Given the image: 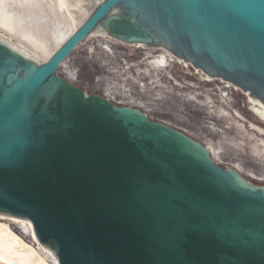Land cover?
Masks as SVG:
<instances>
[{"label": "water", "instance_id": "95a60500", "mask_svg": "<svg viewBox=\"0 0 264 264\" xmlns=\"http://www.w3.org/2000/svg\"><path fill=\"white\" fill-rule=\"evenodd\" d=\"M62 1L78 28L46 62L0 34V215L57 264H264V181L59 72L94 36L163 50L264 126V0Z\"/></svg>", "mask_w": 264, "mask_h": 264}, {"label": "rangeland", "instance_id": "374dc122", "mask_svg": "<svg viewBox=\"0 0 264 264\" xmlns=\"http://www.w3.org/2000/svg\"><path fill=\"white\" fill-rule=\"evenodd\" d=\"M42 3L44 4L42 11L40 12L35 11L34 13L26 14L28 15V17H30V20L28 24L24 26V29L27 33H30L35 39L46 40L47 38L46 41H49L51 36V31L55 28L58 21L63 22V19L64 21L68 20L66 17H65L66 20L65 18H63L64 16L68 15V12L66 10H63L64 12L62 11V14L64 16L62 15V17L60 15L61 13L58 12L60 10H56L57 11V13H55L56 15L53 14L52 12L54 10L52 11L50 9V6L49 7L47 6L53 5L55 3V0H46V2H42ZM76 24L78 26L77 20H76ZM0 30H1L0 31L1 35H3L8 40H10L18 47H20L21 49L29 53L31 56H33L31 47L29 46L28 43L17 37L11 36L7 31L1 28ZM115 43L116 42L114 40H110L100 36L91 37L89 38L88 41H85L80 47L76 49V51L73 53V56L70 59V62L75 67H79L81 69L82 75L85 79H89L91 77L90 70L97 63H103V62L109 63V61L115 63L118 60V58L116 57V55L118 54L116 53H119L122 59L128 60L130 63L137 61L142 62V64L146 63L147 65L146 67L148 68V70L151 69L149 68L151 66L150 62L164 55L167 56L169 59H173L171 63L175 64L174 57L170 56L166 52L157 49H144L143 47H137V48L132 47L131 49H128L124 45L121 46L119 45L116 46V50H113V52L115 51L116 53L114 55H111L107 51L110 52L112 47L114 46L113 44ZM25 45H27L29 48ZM65 66L69 67L71 70V67L68 65L67 62H65ZM172 66L173 65H171L167 69L164 68H159L160 70L158 69V73L163 74V75L161 74L162 76L161 75L159 76L161 78L160 81L161 82L163 81L164 84H166V82L168 83L166 89L164 88L160 89L158 87H155V83L151 78L152 77L151 74L154 71H152L150 74H140L139 72L137 73L135 71H132L133 77H131L129 81V83L132 86L131 87L132 90L135 93L139 92V88H138L139 86H137V81L146 83L147 87L146 90H144V98H146V100L149 101L152 106L155 107L156 105H158L156 108H158L163 112L161 113L159 111L157 115L155 114L154 119L159 122L168 121V119L174 120V123L177 127H181L187 131H192V132L195 131L193 133L194 134L197 133L196 134L197 140H199L205 146H206V140L203 136H206L208 134L207 136H209V138L213 136L214 138L212 137L211 139L213 140L217 139L219 141V139L221 140L223 138V135H225L224 139L228 138L234 140L235 142L237 141L236 142L237 145H235L234 148L232 146L225 147L226 156L222 161L218 163V165L231 166L232 162L230 158L235 156L236 158L243 161L246 169L254 170L256 172H264V161L261 160L256 153H254L255 151L253 152L254 149L253 144L255 140L257 138L264 139V135L260 134L256 130L252 131L256 135L252 138L246 135L245 136L242 135V131L236 127L233 121L229 122V118H227V116L225 117L220 115L217 116L218 115L217 111H219L218 109L222 107L225 110L232 113L233 116L236 118V120L240 121L239 117H242L245 120L242 123H244L248 128H250L251 124H254L255 126L264 130V126L256 123L236 105V103L232 99V94H230L231 92L228 90V86H224V88H222V86L225 84L222 85V83H219L213 86H207L202 84L197 88L188 86L174 77V75L171 72V69L173 68ZM129 75L131 76V74ZM159 90H162V94L160 97L158 96ZM189 94L196 95L195 97L197 98V100L190 98ZM207 98H210L211 103L208 102ZM211 105H214V108H211ZM230 125H232L233 127ZM210 126L212 128L216 127V129H214L213 132H210L212 133L211 136L209 135L210 133L207 132L208 129H205ZM226 126L227 128H225ZM200 130L203 132L204 135L201 134L202 132L200 133ZM236 146L237 147L239 146L240 148L239 147L235 148ZM258 178L261 179L263 177L260 176ZM2 222L7 223L16 235L24 239V241L28 245L30 244L34 249H36V251H39L38 250L39 248H37L39 247V245L35 243L34 240L31 238V236L29 235V233L21 229L17 223L0 221V223Z\"/></svg>", "mask_w": 264, "mask_h": 264}, {"label": "bare ground", "instance_id": "6f19581e", "mask_svg": "<svg viewBox=\"0 0 264 264\" xmlns=\"http://www.w3.org/2000/svg\"><path fill=\"white\" fill-rule=\"evenodd\" d=\"M42 2H46V0L45 1L44 0L43 1L42 0H0V28L7 31L11 36L17 37V38L25 41L26 43H28L29 46L31 47L33 57L37 60H42V61L46 62L51 57V55L62 45V43L71 34H73V32L78 28V26L76 24V19L74 17V14L72 13L71 9L62 0H55V3L53 5H48L47 7L50 6V9L52 11L54 10L52 12L53 14L57 13L56 10H60L58 12H60L61 14L60 13H58V14H60L61 17L63 15L62 11L66 10L68 12V15L67 16L63 15L64 16L63 18L66 17L68 20L64 21V19H63V22L62 21L59 22L57 20L58 23L55 26V28L51 31V36H50L49 41H46L47 38H46V40L35 39L30 33H27L24 29V26L26 24H28V22L30 20V17H28V15H26V14L34 13L35 11H39V12L42 11V8L44 7V4ZM68 16H69V18H68ZM66 18H65V20H66ZM110 40H112V39H110ZM22 45H20V46H22ZM25 46H27V45H25ZM164 52H166V51H164ZM167 54H169V53H167ZM170 56H172V55H170ZM174 59H175L174 62L177 63V59L176 58H174ZM146 60H147V58H146ZM172 60L173 59H169L165 55L160 56L157 59H155L154 61L150 62L151 66L149 68L155 69L156 67L157 68L163 67V68L167 69L168 67L173 65L171 63ZM65 62L68 63V61H65ZM65 62L63 64L65 74L71 75L73 70H72V68L70 70L69 67L65 66ZM68 65L70 66L69 63H68ZM149 70H147L148 71L147 73L150 74L151 72H149ZM151 76H152L151 77L152 80L155 83V87H158V80H159L158 73L153 72L151 74ZM225 86H228V90L231 92L230 94H232V90L230 89V86L226 85V84H225ZM146 87L147 86L145 85L144 90H146ZM189 96H190V98L197 100V98L195 97L196 95L189 94ZM207 99H208V102L211 103L210 98H207ZM147 105H148V107H150L151 103L149 101H147ZM211 108H214V105H211ZM218 110L219 111H217L218 112L217 116H219V115L223 116V117L227 116V118H229V122L233 121V123H235L236 127L242 131V135H244V136L246 135V136H249L252 138V137L256 136L255 133L252 132L255 130L257 132H259L260 134L264 135V130L255 126L254 124H251L250 128H248L244 123H242L243 121H245L242 117H239L240 121H238V120H236V118L233 116L232 113L225 110L224 108L221 107ZM214 111H215V109H214ZM217 112H216V114H217ZM230 126H232V125H230ZM210 127H208V128L204 127V128L208 129L207 132H209V133L213 132V130L216 129V127H214V128H212V127L210 128ZM225 128H227V126ZM193 132H195V131H193ZM201 132L202 131L200 130V133ZM201 134H203V132ZM211 134L212 133H210L209 135L211 136ZM207 135L203 136L206 140V146L210 150L213 159L217 163L222 161L224 159V157L226 156L225 147L232 146L234 148V146L237 145L236 144L237 141L235 142L234 140H231L228 138L224 139L225 135H223V138L221 140L219 139V141L217 139H214V140H217V141H214L213 139H211L213 136L211 138H209V136H207ZM220 136H221V134H220ZM240 145H241V142H240ZM238 147L236 146L235 148H238ZM253 148H254L253 152L255 151L254 153H256L257 156L261 160L264 161V139L257 138L253 144ZM230 160L232 162L231 166L234 167L241 174L246 175L247 177H250V178L255 179V180L264 181V172H256L254 170L246 169L243 161L236 158L235 156L231 157ZM260 176L263 178H261V179L258 178ZM0 221L17 223L20 226V228L27 231L29 233V235L31 236V238L34 240V242L39 245V247H37V248H39L38 249L39 251H36V249H34L30 244L28 245L24 241V239H22L20 236L16 235L7 223L2 222V223H0V264H57L54 261V259L52 258V256L49 254V252L38 242L34 231L31 229V227L28 225V223L8 219V218L3 217L2 215H0Z\"/></svg>", "mask_w": 264, "mask_h": 264}, {"label": "built area", "instance_id": "2783aa9c", "mask_svg": "<svg viewBox=\"0 0 264 264\" xmlns=\"http://www.w3.org/2000/svg\"><path fill=\"white\" fill-rule=\"evenodd\" d=\"M88 40L89 39H87L86 41ZM116 43L113 44L114 46L112 47L110 52L107 51L109 54L114 55L116 52L115 51L113 52V50H116V46L122 45L121 43L118 42ZM116 54H118L116 55L118 60L115 63L109 61V63H104V62L97 63L95 66H93L92 69L90 70L91 77L89 79H85L82 75L81 69L79 67H75L70 62V59L73 56V54L70 57V59L67 60L73 70L72 74L66 75L63 66L60 68L59 72L62 73L68 80H70L74 84L82 88L101 93L105 98L109 99L112 102L138 107L153 119H154V115L155 114L157 115L159 111L163 113L161 110L156 108L158 105H156L155 107L152 105L148 107L147 100L146 98H144V86L146 85V83L137 81V86H139L138 87L139 92L137 93H135L132 90L131 88L132 86L129 83L130 78L133 77L132 71H135L137 73L139 72L140 74H149L147 73L148 68L146 67L147 66L146 63L142 64V62L140 61L130 63L128 60L122 59L119 53ZM159 68H163V67H159ZM159 68L157 67L155 69L151 68L150 69L151 71L149 70V72L154 71L158 73ZM129 74H131V76ZM161 74L162 73H158L159 76ZM160 80L161 78L159 77L158 88L166 89L168 83L166 82V84H164L163 81L161 82ZM223 84L229 85L230 89L232 90L230 84L227 83H223ZM161 94H162V90H159L158 96L160 97ZM160 122L175 127L181 131H184L187 134L197 139V135L194 134L193 132L187 131L181 127H177L174 123V120L168 119V121H160Z\"/></svg>", "mask_w": 264, "mask_h": 264}, {"label": "flooded vegetation", "instance_id": "af4514ba", "mask_svg": "<svg viewBox=\"0 0 264 264\" xmlns=\"http://www.w3.org/2000/svg\"><path fill=\"white\" fill-rule=\"evenodd\" d=\"M202 76H203V74H202ZM218 81H220V80H218ZM220 82H221V83H222V85H223V83H224V82H222V81H220ZM224 86H225V85H223V86H222V88H224ZM225 89H226V88H225Z\"/></svg>", "mask_w": 264, "mask_h": 264}]
</instances>
